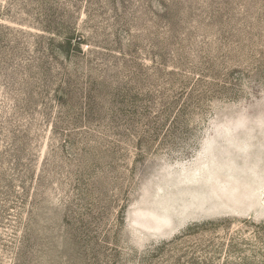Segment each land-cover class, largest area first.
<instances>
[{
    "label": "rangeland",
    "instance_id": "1",
    "mask_svg": "<svg viewBox=\"0 0 264 264\" xmlns=\"http://www.w3.org/2000/svg\"><path fill=\"white\" fill-rule=\"evenodd\" d=\"M0 264H264V0H0Z\"/></svg>",
    "mask_w": 264,
    "mask_h": 264
}]
</instances>
